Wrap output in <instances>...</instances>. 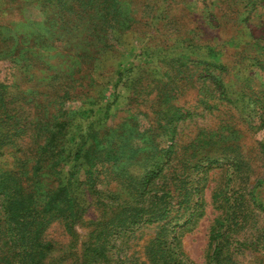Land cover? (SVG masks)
I'll return each mask as SVG.
<instances>
[{
    "label": "rangeland",
    "instance_id": "obj_1",
    "mask_svg": "<svg viewBox=\"0 0 264 264\" xmlns=\"http://www.w3.org/2000/svg\"><path fill=\"white\" fill-rule=\"evenodd\" d=\"M0 264H264V0H0Z\"/></svg>",
    "mask_w": 264,
    "mask_h": 264
}]
</instances>
